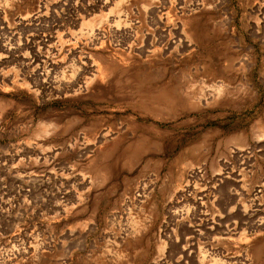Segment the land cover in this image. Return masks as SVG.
<instances>
[{
    "label": "rangeland",
    "instance_id": "374dc122",
    "mask_svg": "<svg viewBox=\"0 0 264 264\" xmlns=\"http://www.w3.org/2000/svg\"><path fill=\"white\" fill-rule=\"evenodd\" d=\"M0 264H264V0H0Z\"/></svg>",
    "mask_w": 264,
    "mask_h": 264
},
{
    "label": "bare ground",
    "instance_id": "6f19581e",
    "mask_svg": "<svg viewBox=\"0 0 264 264\" xmlns=\"http://www.w3.org/2000/svg\"><path fill=\"white\" fill-rule=\"evenodd\" d=\"M178 39V38H177ZM178 42V41H177ZM52 69V65H51V68H50V70ZM76 79V78H75ZM47 80H48V82H49V87H50V89H52L53 91L54 90H60V88H62L63 86H64V84L65 83H68L67 81H68V79H67V77H66V75H64V74H59V75H57V76H53V77H51V76H48V78H47ZM74 80V79H73ZM73 80H71V81H73ZM75 81V80H74ZM73 81V82H74ZM64 88V87H63ZM51 90V91H52ZM56 92V91H55ZM58 93H59V91H58Z\"/></svg>",
    "mask_w": 264,
    "mask_h": 264
}]
</instances>
